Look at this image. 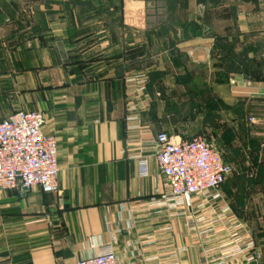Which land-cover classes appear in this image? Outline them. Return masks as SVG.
Here are the masks:
<instances>
[{
	"label": "crops",
	"instance_id": "0c3cea01",
	"mask_svg": "<svg viewBox=\"0 0 264 264\" xmlns=\"http://www.w3.org/2000/svg\"><path fill=\"white\" fill-rule=\"evenodd\" d=\"M17 110L44 116L58 193L0 190V264H72L108 243L119 264H202L225 207L264 264V0H0V119ZM160 132L220 142L234 169L185 215L156 206Z\"/></svg>",
	"mask_w": 264,
	"mask_h": 264
},
{
	"label": "built area",
	"instance_id": "2783aa9c",
	"mask_svg": "<svg viewBox=\"0 0 264 264\" xmlns=\"http://www.w3.org/2000/svg\"><path fill=\"white\" fill-rule=\"evenodd\" d=\"M130 81L133 91L140 92L144 90L148 76L140 74ZM137 120V116L128 117L127 128H137V125L130 124ZM248 121L254 122L255 119L249 118ZM44 123V116L39 111L17 110L0 119V190L25 192L38 188L44 194L58 193L57 144L53 136L43 133ZM153 142L157 170L166 182L165 193L156 201V206L173 209L178 215H185L183 208H192L195 197H215V192L234 172L222 151L202 135L173 138L160 132ZM138 172L141 176L147 175L146 159L139 158ZM226 211V207L222 208L213 220L214 226H222L226 236L216 251L205 252L202 264L240 260L249 264L257 259V255L251 253L254 244L243 232L242 223L227 217ZM187 223L190 230L197 229V222L189 216ZM200 236L216 241L213 229ZM72 264L119 263L114 245L108 243L98 246L95 254Z\"/></svg>",
	"mask_w": 264,
	"mask_h": 264
},
{
	"label": "rangeland",
	"instance_id": "374dc122",
	"mask_svg": "<svg viewBox=\"0 0 264 264\" xmlns=\"http://www.w3.org/2000/svg\"><path fill=\"white\" fill-rule=\"evenodd\" d=\"M192 124H194V123H192ZM196 124H197V122H196ZM198 125V124H197ZM195 126V125H194ZM198 128V127H197ZM194 135H197L196 133H191L189 136L191 137V136H194ZM208 140H210V141H212L214 144H215V146L219 149V150H221V144H220V142H217V141H214L213 139H211V138H208V137H206ZM239 158H241V160L243 161V164H244V167H245V172H247L248 171V164H247V158H246V156H243L242 155V157L240 156Z\"/></svg>",
	"mask_w": 264,
	"mask_h": 264
},
{
	"label": "trees",
	"instance_id": "16d2710c",
	"mask_svg": "<svg viewBox=\"0 0 264 264\" xmlns=\"http://www.w3.org/2000/svg\"><path fill=\"white\" fill-rule=\"evenodd\" d=\"M197 135H202V134H197ZM202 136H204V135H202ZM205 138H206V136H204ZM208 140V139H207Z\"/></svg>",
	"mask_w": 264,
	"mask_h": 264
}]
</instances>
